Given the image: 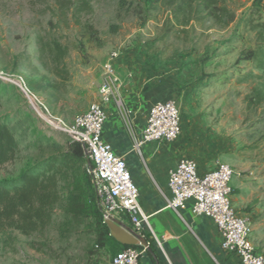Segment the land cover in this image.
<instances>
[{
  "label": "rangeland",
  "instance_id": "374dc122",
  "mask_svg": "<svg viewBox=\"0 0 264 264\" xmlns=\"http://www.w3.org/2000/svg\"><path fill=\"white\" fill-rule=\"evenodd\" d=\"M181 1L0 0V119L19 143L0 182L59 157L72 141L27 96L70 125L100 102L104 65L116 52L113 107L126 113L130 99L171 94L189 149L205 166L231 168L232 206L264 255V0H222L215 12ZM86 170L59 179L43 231L0 234V264H110L118 251L93 245Z\"/></svg>",
  "mask_w": 264,
  "mask_h": 264
},
{
  "label": "built area",
  "instance_id": "2783aa9c",
  "mask_svg": "<svg viewBox=\"0 0 264 264\" xmlns=\"http://www.w3.org/2000/svg\"><path fill=\"white\" fill-rule=\"evenodd\" d=\"M116 59L117 53L113 52L104 65L106 79L98 89L100 102L91 104L70 125L43 113L37 105L36 108L32 105V109L48 127L66 133L83 147L94 201L103 222L113 219L143 238L142 227L148 226V218L138 203V189L125 159L115 154L102 137L106 120L103 106L113 101V87L119 82L113 65ZM3 79L11 81L5 77ZM181 131L180 113L175 102H155L148 110L141 137L134 148L139 149L152 142L172 143L180 137ZM232 173L231 168L223 163H217L213 169L200 173L193 159H180L168 174L170 199L167 207L178 212L189 205L194 217L212 222L221 238V251L235 256L238 264H264V255L251 242L247 221L232 206ZM139 257L138 249L128 247L116 253L110 264H139Z\"/></svg>",
  "mask_w": 264,
  "mask_h": 264
},
{
  "label": "crops",
  "instance_id": "0c3cea01",
  "mask_svg": "<svg viewBox=\"0 0 264 264\" xmlns=\"http://www.w3.org/2000/svg\"><path fill=\"white\" fill-rule=\"evenodd\" d=\"M113 89V101L103 106L106 120L102 137L115 154L125 159L138 189V203L148 218V226L142 227V239L147 248L137 246L139 264H238L235 256L221 251V238L212 222L194 217L189 205L178 212L167 207L170 199L168 174L180 159H193L200 173L213 169L214 165L205 166L183 137L172 143L152 142L134 148L141 137L150 106L171 100V94L153 96L149 93L142 101L130 99L126 113H119L113 107L118 96V91L115 87Z\"/></svg>",
  "mask_w": 264,
  "mask_h": 264
},
{
  "label": "trees",
  "instance_id": "16d2710c",
  "mask_svg": "<svg viewBox=\"0 0 264 264\" xmlns=\"http://www.w3.org/2000/svg\"><path fill=\"white\" fill-rule=\"evenodd\" d=\"M196 1L206 11L224 10L223 7H219L222 0H182L181 4L192 5ZM260 70L264 77V63ZM18 148L19 143L13 129L0 119V169L15 160ZM81 166H86L87 169L83 147L77 142L70 141L66 144L65 153L59 157H50L25 170L14 180L0 182V234L16 231L23 237H30L48 227L52 222L53 209L60 200L59 179L64 177L67 171ZM86 174L90 186L89 193L93 199L90 212L93 218L91 224L94 248L104 251L111 246L120 252L128 247L118 244L110 237L102 214L94 201L87 170ZM133 248L137 249L136 246Z\"/></svg>",
  "mask_w": 264,
  "mask_h": 264
},
{
  "label": "water",
  "instance_id": "95a60500",
  "mask_svg": "<svg viewBox=\"0 0 264 264\" xmlns=\"http://www.w3.org/2000/svg\"><path fill=\"white\" fill-rule=\"evenodd\" d=\"M15 83L20 86L18 81H15ZM29 101L31 102L32 99L29 98ZM33 103V102H31ZM104 224L107 226L109 230L110 237L117 242L118 244L122 246L127 247H137L142 246L144 248H147V243L142 238L138 237L134 232H132L127 227H124L120 225L118 222H116L113 219H107L104 221Z\"/></svg>",
  "mask_w": 264,
  "mask_h": 264
},
{
  "label": "bare ground",
  "instance_id": "6f19581e",
  "mask_svg": "<svg viewBox=\"0 0 264 264\" xmlns=\"http://www.w3.org/2000/svg\"><path fill=\"white\" fill-rule=\"evenodd\" d=\"M31 102H33V100H32ZM32 105H33V107H35V108H36V106H35V103H34V102L32 103Z\"/></svg>",
  "mask_w": 264,
  "mask_h": 264
}]
</instances>
